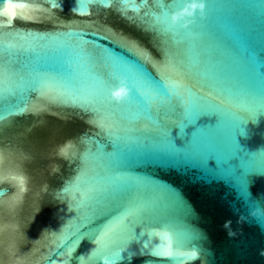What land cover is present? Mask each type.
<instances>
[{"label": "water", "instance_id": "obj_1", "mask_svg": "<svg viewBox=\"0 0 264 264\" xmlns=\"http://www.w3.org/2000/svg\"><path fill=\"white\" fill-rule=\"evenodd\" d=\"M101 2L0 0V264H264V0H205L178 43L150 0Z\"/></svg>", "mask_w": 264, "mask_h": 264}, {"label": "snow or ice", "instance_id": "obj_2", "mask_svg": "<svg viewBox=\"0 0 264 264\" xmlns=\"http://www.w3.org/2000/svg\"><path fill=\"white\" fill-rule=\"evenodd\" d=\"M30 2H40V0H30ZM96 2L102 3L101 0H96ZM113 3H125L126 0H112ZM141 3H144L145 0H140ZM150 2H153L156 7L155 11L148 12L147 15L152 18L151 21V27L154 31H159L169 37V39L173 40L174 43H178L172 37L178 34V29L184 28L180 24L173 25L171 22V13L174 11H178L180 8L183 7L186 0H184V3L182 5H176L172 2V0H150ZM19 7L23 9L24 5H13L12 3L8 4L7 12L11 14L12 17H15L17 15L16 8ZM0 15H3V13H0ZM186 29V28H184ZM80 48V52L83 58L89 60V61H95L97 65L103 66L105 65V57L104 54H102L99 50H94L92 48H85L82 47L80 44L78 45ZM14 71V69H12ZM188 73V68L185 62L182 61H174L173 62V73L169 76V79L171 80V86L176 89L175 95L172 96L171 100L166 105L167 107H171L173 103H175L176 110L180 109V113H183L184 106L177 101L179 100L181 93H184L189 88L194 89L191 87L186 80V74ZM94 74L97 76V78L103 80L105 83H108L111 79L110 73L106 70V68H102L100 71H96L94 69ZM118 83V80L116 83L111 84L109 87V95L110 90ZM130 86V84H129ZM131 88V94L133 92V87ZM195 90V89H194ZM196 91V90H195ZM197 94L199 93L196 91ZM111 100V98H110ZM112 101V100H111ZM117 105L123 104V103H116L115 101H112ZM89 106H92L91 102H89ZM166 106H161V110H163ZM239 112L244 116L246 120L252 119L249 116V113L247 110H245L244 107H241ZM162 113V112H161ZM158 113V116L161 114ZM12 113H5L3 115H0V125L3 124V122L7 119L9 115ZM259 114V113H258ZM257 114V115H258ZM4 153L3 146H0V156H2ZM10 179L15 181L19 191L21 194H24L27 192V185H28V178L22 173L17 172L10 176ZM4 190L0 188V199L3 198ZM127 219V217H126ZM171 254V252H170ZM194 254H186L183 256V259H191Z\"/></svg>", "mask_w": 264, "mask_h": 264}, {"label": "clouds", "instance_id": "obj_3", "mask_svg": "<svg viewBox=\"0 0 264 264\" xmlns=\"http://www.w3.org/2000/svg\"><path fill=\"white\" fill-rule=\"evenodd\" d=\"M197 14L201 19L206 17L205 0H186L182 8L171 13V22L173 25L180 24L182 27L188 28L196 22ZM130 96L131 88L127 77H119L118 83L110 90L111 100L116 103H124L130 99ZM249 214L252 216L264 215V208L251 209ZM243 219L244 217H241V220ZM226 223H230V221Z\"/></svg>", "mask_w": 264, "mask_h": 264}]
</instances>
